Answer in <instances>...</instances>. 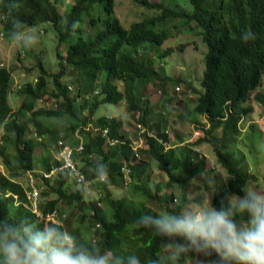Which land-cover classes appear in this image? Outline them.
<instances>
[{
  "label": "trees",
  "instance_id": "1",
  "mask_svg": "<svg viewBox=\"0 0 264 264\" xmlns=\"http://www.w3.org/2000/svg\"><path fill=\"white\" fill-rule=\"evenodd\" d=\"M187 1L190 11L171 9L158 1L134 0L139 6L159 14L124 28L115 15V0H72L64 13L60 12V0H0V39H9L12 21L19 19L29 28L51 23L59 36L57 48L62 43L65 47L64 56L56 51L59 68L56 73L49 75L40 67L42 76L52 79L51 96L59 105L57 110L34 109L36 99L45 93L41 77L34 88L26 84L18 91L23 99L14 114L8 102L12 71L0 66V129L3 131L0 159L7 173L0 172V219L19 223L28 218L38 226L59 220L63 228L84 242L99 244L105 251L136 255L141 264H147L149 259L161 255L162 242L151 232L138 228L135 221L141 215L156 214L147 202L170 213L182 210L191 182L206 171V159L194 152V147L209 144L217 164L229 176L224 190H215L212 195L214 207H219V201L228 193L242 195L240 189L246 182L256 179L247 172L243 159L236 156L234 145L241 123L251 112L249 99L254 96L257 103L264 104V95L256 92L264 82V0ZM165 18L194 22L207 47L201 91L192 109L196 124L201 125L202 137L185 144L184 139L176 135L174 143L165 147L159 138L166 130L167 121L156 124L155 137L142 136L144 148L140 151L143 150L148 161L139 157V162L130 166L127 183L131 186L130 196L116 199L109 189L119 186L120 180L124 183L120 169L133 160L131 141L121 135L120 119H95L94 115L100 105L124 102L127 110L137 114L136 122L150 127L152 109L142 93L149 82L168 80L164 72L147 59L150 53L154 57L166 56L153 53L169 36L166 29L157 28V23ZM73 23L77 25L75 34ZM246 30H250L255 39L242 40ZM64 78L72 79L77 85L74 95L63 82ZM25 115L32 124L33 137L27 135L30 129L18 119ZM198 117L204 118L205 123ZM57 119L67 120L64 136L78 135L77 143L69 145L82 144L83 151L74 159L86 180L95 182L104 193L103 206L95 199L86 201L82 190L70 191L65 172L58 171L49 178L43 176L60 166L49 150L41 156V170H35L37 140L47 148L52 147L57 155V141L63 138L51 124L42 123ZM95 127L108 128V136L116 139L117 144L106 148V139L94 131ZM164 141L170 142L167 137ZM97 157L108 166L106 182H98L88 171ZM152 163L165 176V186L180 194L175 208L170 204L177 202V195L160 193L162 184L155 183V191H148L147 173ZM33 187L38 192L35 212L28 198ZM135 197H139L140 202H136ZM67 208L70 211L64 210ZM236 219L243 221L246 217ZM191 258L183 259L181 264Z\"/></svg>",
  "mask_w": 264,
  "mask_h": 264
},
{
  "label": "rangeland",
  "instance_id": "2",
  "mask_svg": "<svg viewBox=\"0 0 264 264\" xmlns=\"http://www.w3.org/2000/svg\"><path fill=\"white\" fill-rule=\"evenodd\" d=\"M60 1L61 3H58L60 12L64 13L65 10L69 9L72 0ZM150 1H158L165 7L179 11H190L191 9L187 0ZM151 12H153V14H151ZM156 14H159V12L148 11L136 4L134 0H115V15L124 28H128L132 23L141 21L145 17ZM33 27L40 33V39L39 43L31 49L25 50L18 48L10 42V39H5L4 37L0 39V66L6 67L12 71V81L10 82V89L8 91V102L14 114H16L23 99L21 95L18 94V90H16L17 86L29 84L34 88L38 79L41 77L44 79L45 93L40 98L36 99L34 109L43 110L42 103L52 108L54 101H56L51 96V92L53 91L52 79L48 76H42L40 67L49 75L56 73L59 69L56 51L64 56L65 47L62 43L60 48H57L59 36L51 23H42ZM157 28L166 29L169 36L160 48L154 49L153 53L156 56L159 54H164L166 56L163 58L160 56L154 57V55L150 53L147 59L153 62L155 68L163 71L168 80L165 82L151 81L146 85V88H144L142 96L148 101L152 113L149 117L150 127L148 128L144 125L143 127L149 131L155 132L156 124L167 121L166 129L171 133L168 145L174 143L176 135L180 136L184 141L192 140L191 142H193L202 137L201 125L196 124V117H194L192 109L197 93L201 91L200 81L205 68L204 56L207 53V47L202 42L200 28L194 22L186 23L182 19L165 18L157 23ZM72 41L73 38L70 37V42ZM63 82L70 86V93L74 95L77 85L73 80L64 78ZM176 89L179 91H176ZM258 91L264 95V82H262V86L256 90V92ZM40 100H42V103H40ZM248 106L251 108V112L241 123L239 134L235 138L234 152L238 158L243 159L247 172L256 177L255 180L249 181L248 184L259 190H264V154L259 152H264V104L257 103L254 96H252L249 99ZM51 108L50 110H53ZM57 109H59V105H57L56 110ZM182 115L188 118L184 119ZM100 117H115L120 119L123 123L121 135L125 136V138L133 143L139 144L142 147L141 149L144 148L142 136L140 137L135 129L138 116L136 113L133 114L127 110L124 102H120L117 105H100L94 118L97 119ZM28 118L29 116L25 115L18 119L21 121L20 123L25 124L28 129H30L27 135L33 137L34 131ZM198 120L203 124L205 123L204 118L198 117ZM66 121V119H57L52 120L50 123L46 121L42 123L46 125L51 124L67 144L74 145L79 140V137L75 133L63 135L67 126ZM219 134L220 132L217 131L216 135ZM2 136L3 131L0 129V144ZM36 142L38 146L35 149L37 160L35 170H41L40 159L41 156L46 153V150H49L55 157L56 153L53 152L52 147H45L40 139ZM196 149L198 150L197 153L206 159V171L191 182L187 193V203L183 205L181 211H183L185 206L191 207L193 201L199 202L202 198L206 200L207 192H211L213 187L215 190H224L225 184L229 179L228 174L217 164L209 144L203 143L197 146ZM139 152L140 159L148 161L143 150ZM0 172L7 175L1 159ZM147 175L149 177V182H147L148 191L154 192L155 189L153 185L155 183H160L163 185L160 193L170 194L173 192L177 195V202L172 201L170 204L171 207L175 208L176 204L180 202V194L176 192V189L165 186V176L156 169L153 163ZM16 181L24 183L22 179H17ZM209 181H211L212 184H210ZM66 184L70 191L82 190L85 193L84 198L86 201L95 199L103 206L101 201L104 193L96 187V184L89 189H80L81 187L76 186L71 180H68ZM129 185L121 183L120 180L119 186L110 187L109 190L116 199L129 197L131 193V186ZM139 199V197H135L134 200L140 202ZM147 205L154 209L156 214L162 211L161 207H158L155 203L147 202ZM64 210L68 212L69 209L67 208ZM186 264H196V261L192 257Z\"/></svg>",
  "mask_w": 264,
  "mask_h": 264
},
{
  "label": "clouds",
  "instance_id": "3",
  "mask_svg": "<svg viewBox=\"0 0 264 264\" xmlns=\"http://www.w3.org/2000/svg\"><path fill=\"white\" fill-rule=\"evenodd\" d=\"M76 27L73 23V34ZM9 39L14 46L28 50L39 43L40 33L13 19ZM241 39L249 41L255 36L246 30ZM88 171L98 182L108 180V166L101 157L96 158ZM240 192L242 195L226 194L219 207H214L213 187L206 200L193 201L191 207L185 206L179 213L161 211L138 217L137 227L162 242L161 255L149 259L147 264H181L187 257H193L196 264H264V190L246 182ZM237 216L246 220L238 221ZM0 264H141V261L136 255L105 251L99 244L86 243L63 228L59 220L38 226L25 218L19 223L0 219Z\"/></svg>",
  "mask_w": 264,
  "mask_h": 264
},
{
  "label": "built area",
  "instance_id": "4",
  "mask_svg": "<svg viewBox=\"0 0 264 264\" xmlns=\"http://www.w3.org/2000/svg\"><path fill=\"white\" fill-rule=\"evenodd\" d=\"M24 86L23 85H18L16 90L20 91ZM69 90H71V88H68ZM178 90V89H176ZM87 99V98H86ZM40 103H42V100H40ZM43 109L45 110H50L51 107H48L45 103L43 104ZM57 108V104L54 102V105H52L51 109H56ZM108 120L110 119V117H106ZM94 131H98L100 132V135L103 136L106 140H105V147L106 148H110L113 147L114 145L117 144V140L110 138L108 136V128H100L97 129L96 127L93 128ZM135 129L136 132L139 133L140 137L143 136L144 134H147V136L149 137H155L156 134L153 131H149L147 129H145L143 127V125H141L140 123L136 122L135 123ZM170 131L169 130H165L163 132V136L159 138V141L165 146V147H169L168 143H166V141H164V137H167L169 139L170 137ZM192 140L189 141H185V144H190L193 143L191 142ZM57 147H58V152L56 155V159L59 162L60 166L58 168H56L55 170H53L51 173H44L43 176L45 178H49L53 173H56L58 171L61 172H65V173H69L67 174L68 179H70L76 186L81 187V189H89L91 188L94 183L92 181H88L86 180L84 174L78 169L77 163L74 159L76 154H80L83 151V146L81 143L78 142V144L76 146H70L69 144H67L63 139H59L57 141ZM130 148L132 151V155H133V160L130 161L129 165H123L120 169V172L122 174V178L125 184L128 183V178L130 175V166H132L134 163H138L139 162V151L141 150V146L139 144H135L131 141L130 143ZM193 151L197 153V149L196 147L193 148ZM29 200L31 201V207L32 210L35 212L36 211V207H37V199H38V192L36 190V188L33 187L31 193L29 194ZM54 216V215H52Z\"/></svg>",
  "mask_w": 264,
  "mask_h": 264
},
{
  "label": "crops",
  "instance_id": "5",
  "mask_svg": "<svg viewBox=\"0 0 264 264\" xmlns=\"http://www.w3.org/2000/svg\"><path fill=\"white\" fill-rule=\"evenodd\" d=\"M55 157V156H54ZM56 159V158H55Z\"/></svg>",
  "mask_w": 264,
  "mask_h": 264
}]
</instances>
